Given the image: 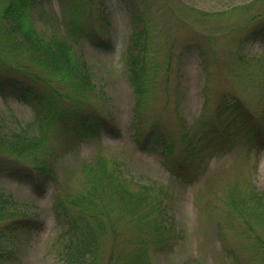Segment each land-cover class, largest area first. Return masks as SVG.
Returning <instances> with one entry per match:
<instances>
[{
	"label": "rangeland",
	"instance_id": "374dc122",
	"mask_svg": "<svg viewBox=\"0 0 264 264\" xmlns=\"http://www.w3.org/2000/svg\"><path fill=\"white\" fill-rule=\"evenodd\" d=\"M148 1L163 14L162 19L153 21L157 30L148 43L150 53L157 56L155 66L163 71L160 79L164 76L166 83L156 87L155 92L147 89L145 108L137 114L132 111L135 100L126 80L123 59L130 44L129 0H94V8H90L93 12L84 8L93 20L95 33L99 36L107 33L112 40L111 49L95 48L88 39L80 41L76 49L93 72V107L112 118L118 133L110 135L102 131L92 138H75L70 143L73 136L65 137L59 131L62 137L56 134L54 142L64 147L58 151L60 181L70 191L78 189L81 166L98 156L118 164L123 174L132 177L136 184L168 187L169 206L183 238L171 252L151 253L154 264H181L186 260L196 264H264L251 257L247 248L250 240L245 239L241 226L243 218L232 211L233 197L228 198L234 188L242 194H250L253 187L264 193V142L259 143V148L250 142L253 148L250 149L245 140L246 131L264 127V31H260L264 30V0ZM37 8L43 21L35 24L42 33L46 26L55 25L56 19L62 18L60 0H40ZM101 10L105 16L103 24L97 16ZM198 45L205 48L203 61L209 71L206 75ZM224 94L229 95L227 99L231 102L234 99L240 102L249 115L245 123L239 121L232 107L222 105L227 100ZM8 110L21 127L33 120L27 104L0 95V118ZM4 120L11 122L8 116ZM187 128L207 139L200 140L203 142L213 140L221 132L215 147L222 152L212 155L206 150L202 159L195 160L194 165L200 164V168L192 165L188 169L190 173L193 169L201 172L193 183L185 185L169 174L163 164L166 160L159 154L161 148L143 142L146 132L159 131L174 143V156H185L180 137ZM4 131L0 129V134ZM16 133L10 127L8 134ZM227 144L231 151L226 152ZM0 189L13 198L11 208L18 217L36 222L32 229L19 231L11 240L1 242L18 250L7 264H61L54 244L58 228L51 211L54 193L51 183L43 192H37L26 181L0 175ZM254 206V210L246 207L245 214L248 217L259 214L262 218L258 205ZM257 223L254 225L258 234L264 238V229Z\"/></svg>",
	"mask_w": 264,
	"mask_h": 264
},
{
	"label": "trees",
	"instance_id": "16d2710c",
	"mask_svg": "<svg viewBox=\"0 0 264 264\" xmlns=\"http://www.w3.org/2000/svg\"><path fill=\"white\" fill-rule=\"evenodd\" d=\"M2 1L0 95L26 103L33 112V120L24 128L11 110L3 113L0 129L6 131L0 134V175L26 181L37 192H43L51 183L54 188L51 211L58 228L54 244L61 264H154L151 253L171 252L183 238L169 206L168 187L157 183L136 184L132 177L123 174L118 164L98 156L81 166L82 181L78 189L70 191L59 177L58 151L64 147L55 144L56 134L59 138L62 134L73 136L69 138L71 143L75 138H92L102 131L110 135L118 133L112 118L93 107V72L76 49L83 39H88L98 49L112 48L111 38L107 33L102 36L95 33L93 20L84 11L88 8L93 12L90 8H94V0H60L62 18H55L56 24L46 26L44 33L35 24L43 19L37 8L40 0ZM129 6L130 44L126 46L123 59L126 80L135 100L132 111L137 114L145 108L147 89L155 92L156 87L166 83L164 76L160 79L163 71L155 66L157 56L150 53L148 43L157 30V23L153 21L162 19L163 14L153 9L148 0H129ZM34 15L38 18L36 21ZM97 16L103 24V11ZM100 27L104 30L102 25ZM260 31L264 30L260 28ZM198 50L202 71L204 75L209 74L203 61L205 48L198 45ZM224 97L227 99L229 95L224 94ZM222 105L232 107L239 121L245 123L249 115L240 102L227 99ZM6 116L11 122L4 120ZM10 127L17 130L13 136L8 134ZM263 128L246 131V142L259 148V143L264 142ZM146 133L143 144L161 148L159 154L165 158L163 164L169 174L174 181L185 185L193 183L201 172L193 169L192 174L188 169L195 160L203 158L206 150L212 155L222 152L215 147L218 145L216 137L221 136L219 131L213 140L203 142L200 140L207 139L187 128L180 137L185 152L181 157L173 155L174 143L162 137L161 132ZM135 135L139 137L138 133ZM251 143L250 149H253ZM226 146V152L231 151V147ZM253 188L255 192L250 194H242L234 188L228 198L233 197L230 207L243 218L241 226L245 239L250 240L247 248L251 250V257L264 262V238L254 225L258 221L264 229V193ZM2 191L0 189V264H7L18 250L7 248L1 242L11 240L19 231L32 229L36 222L18 217L11 208L12 197ZM254 204L258 205L262 218L259 214L250 217L245 214L246 207L255 209ZM181 264L196 263L186 260Z\"/></svg>",
	"mask_w": 264,
	"mask_h": 264
}]
</instances>
